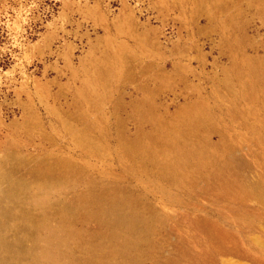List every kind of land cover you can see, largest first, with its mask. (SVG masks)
I'll use <instances>...</instances> for the list:
<instances>
[{
  "label": "rangeland",
  "instance_id": "obj_1",
  "mask_svg": "<svg viewBox=\"0 0 264 264\" xmlns=\"http://www.w3.org/2000/svg\"><path fill=\"white\" fill-rule=\"evenodd\" d=\"M121 45L101 103L83 97ZM260 61L264 0H0V264H38L61 221L83 233L66 264H264V200L220 193L217 174L232 161L225 178L264 179ZM198 103L214 123L185 185L155 121Z\"/></svg>",
  "mask_w": 264,
  "mask_h": 264
},
{
  "label": "bare ground",
  "instance_id": "obj_2",
  "mask_svg": "<svg viewBox=\"0 0 264 264\" xmlns=\"http://www.w3.org/2000/svg\"><path fill=\"white\" fill-rule=\"evenodd\" d=\"M127 47L121 45L112 56L97 63L84 86L81 89L82 96L85 98L91 97L96 103H101L105 97L103 86L111 76L116 75L121 71L120 59L123 51ZM253 74L264 80V62L260 61L251 65ZM249 85L246 86V88ZM138 112L142 116H153V107L151 102L145 100L138 103ZM214 123V113L212 109L204 104H191L178 111L176 120L172 123H165L162 120L155 121L156 131L159 130L160 146L167 148V160L165 166L171 176H174L185 185L192 182L190 171H188L189 161H196L199 164H206L204 156L197 151L190 143L199 140L200 131L210 128ZM81 133L83 138L84 133ZM86 136H84L85 138ZM155 134L150 139L143 137H131L126 139L125 146L128 150L144 151L148 146L154 147ZM234 164L232 161H227L223 164L219 176H223L219 187L220 193L230 194L235 196H244L246 194L259 195L264 200V179L261 178L254 182H246L236 180L234 177L225 178L224 175L228 171H232ZM43 201V200H42ZM208 234L217 236L220 234L219 228L213 222L201 221ZM45 232L43 235V245L38 253V264H66L70 259V252L75 243L82 238L81 229L71 226L65 222L54 224H43ZM69 256V257H68Z\"/></svg>",
  "mask_w": 264,
  "mask_h": 264
}]
</instances>
